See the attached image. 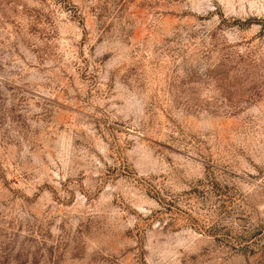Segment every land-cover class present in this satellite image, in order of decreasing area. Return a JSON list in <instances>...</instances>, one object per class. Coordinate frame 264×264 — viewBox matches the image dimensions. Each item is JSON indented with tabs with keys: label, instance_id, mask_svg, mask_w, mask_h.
<instances>
[{
	"label": "rangeland",
	"instance_id": "rangeland-1",
	"mask_svg": "<svg viewBox=\"0 0 264 264\" xmlns=\"http://www.w3.org/2000/svg\"><path fill=\"white\" fill-rule=\"evenodd\" d=\"M0 264H264V0H0Z\"/></svg>",
	"mask_w": 264,
	"mask_h": 264
},
{
	"label": "trees",
	"instance_id": "trees-1",
	"mask_svg": "<svg viewBox=\"0 0 264 264\" xmlns=\"http://www.w3.org/2000/svg\"><path fill=\"white\" fill-rule=\"evenodd\" d=\"M200 183V182H199ZM213 188V187H212ZM211 230V229H210Z\"/></svg>",
	"mask_w": 264,
	"mask_h": 264
}]
</instances>
